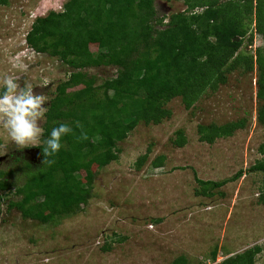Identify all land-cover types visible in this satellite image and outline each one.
Returning a JSON list of instances; mask_svg holds the SVG:
<instances>
[{"label": "rangeland", "instance_id": "374dc122", "mask_svg": "<svg viewBox=\"0 0 264 264\" xmlns=\"http://www.w3.org/2000/svg\"><path fill=\"white\" fill-rule=\"evenodd\" d=\"M66 1L10 0L0 6V79L12 75L21 87L31 85L34 94L45 96L46 111L56 86L69 78L71 69L60 59L35 51L26 36L37 18L61 11ZM156 7L158 16L165 18L158 25L162 29L169 14L187 9L183 0H157ZM254 26L253 41L249 32L242 52L255 54L264 47V37ZM91 49L98 46L92 44ZM87 71L97 83L116 75L115 67ZM258 73L256 68L246 72L241 65L193 107L186 108L177 97L167 104L170 118L160 124L140 123L120 143L119 160L95 170L92 195L73 214L43 223L10 209V202L18 199L17 183H22L21 173L13 174L8 181L14 185L0 190V264H173L181 256L188 264H220L256 244L263 247L256 264H264V172L249 171L264 161L258 150L264 141V124L258 119L263 105ZM45 120L44 115L38 121L42 133L36 145L23 149L9 141L0 123V170L9 171L20 157L40 161ZM240 120L245 126L231 136L213 144L199 140L201 124ZM180 128L188 138L182 148L173 144ZM150 147L147 162L138 168V159ZM161 155L166 158L164 166L155 167L152 161ZM196 176L231 180L205 196L196 193L202 191ZM107 246L111 248L104 249Z\"/></svg>", "mask_w": 264, "mask_h": 264}, {"label": "trees", "instance_id": "16d2710c", "mask_svg": "<svg viewBox=\"0 0 264 264\" xmlns=\"http://www.w3.org/2000/svg\"><path fill=\"white\" fill-rule=\"evenodd\" d=\"M156 1L68 0L61 11L51 10L35 20L26 36L29 46L60 59L71 72L50 99L40 161L32 163L20 157L9 171L0 170V190L12 187L8 178L21 173L22 183L15 189L18 199L10 202V209L43 223L75 213L92 195L95 170L119 160L120 143L140 123L160 124L170 118L172 110L167 104L177 97L186 108L193 107L208 89L217 90L228 73L241 65L246 72L255 68L259 72L258 97L263 105L258 119L264 124V47L257 48L255 54L241 50L252 23L255 32L264 37V0H183L187 9L169 14L163 29L158 25L165 18L158 16ZM9 3L0 0V6ZM254 34L250 32V42ZM92 44L98 46L96 51ZM99 67H115L116 75L97 83L87 69ZM61 123L72 131L62 137L55 163L43 164L45 140ZM245 123L201 124L199 140L213 144L218 138L233 135ZM82 131L87 140L79 139ZM175 135L173 144L185 147V131L180 128ZM258 150L264 154V141ZM150 154L151 147L138 159V168ZM165 160L161 155L152 164L159 168ZM249 171L264 172V161L259 160ZM229 180L217 182L196 176L195 181L202 186L201 194L196 193L214 195L212 190ZM261 201L264 203V192ZM262 250L256 244L220 264H256ZM217 254L216 249L213 260ZM173 264H188V259L181 256Z\"/></svg>", "mask_w": 264, "mask_h": 264}, {"label": "clouds", "instance_id": "9594fccd", "mask_svg": "<svg viewBox=\"0 0 264 264\" xmlns=\"http://www.w3.org/2000/svg\"><path fill=\"white\" fill-rule=\"evenodd\" d=\"M45 102L44 95L34 94L31 85L21 87L16 77L5 75L0 79V123L9 141L18 149L36 145L42 133L38 121L45 115ZM71 131L69 125L64 123L52 128L42 148L43 164L50 166L55 163L54 157L62 148V137ZM87 138V134L82 131L79 139Z\"/></svg>", "mask_w": 264, "mask_h": 264}, {"label": "water", "instance_id": "95a60500", "mask_svg": "<svg viewBox=\"0 0 264 264\" xmlns=\"http://www.w3.org/2000/svg\"><path fill=\"white\" fill-rule=\"evenodd\" d=\"M240 39V37H236V40H239Z\"/></svg>", "mask_w": 264, "mask_h": 264}]
</instances>
